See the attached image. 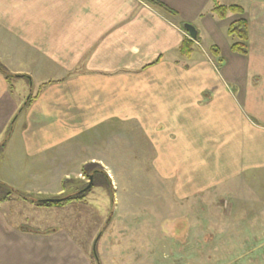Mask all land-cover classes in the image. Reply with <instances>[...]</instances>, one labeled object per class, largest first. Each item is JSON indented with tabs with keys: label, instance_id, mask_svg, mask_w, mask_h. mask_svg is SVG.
Masks as SVG:
<instances>
[{
	"label": "crops",
	"instance_id": "0c3cea01",
	"mask_svg": "<svg viewBox=\"0 0 264 264\" xmlns=\"http://www.w3.org/2000/svg\"><path fill=\"white\" fill-rule=\"evenodd\" d=\"M158 1L176 16L144 0H0V62L27 75L35 92L18 111L24 79L10 88L0 73V143L8 133L0 183L37 193L74 163L81 170L108 159L119 171L127 149L151 188L168 186L177 201L227 194L235 184L254 188L259 198L242 190L236 208L244 202L241 219L264 220V0H217L243 9L224 19L210 13L212 0ZM240 18L248 23L246 55L230 49L226 34ZM183 23L197 31L188 58L178 53ZM15 197L0 199V264H91L67 230L13 220L11 207L23 201Z\"/></svg>",
	"mask_w": 264,
	"mask_h": 264
},
{
	"label": "rangeland",
	"instance_id": "374dc122",
	"mask_svg": "<svg viewBox=\"0 0 264 264\" xmlns=\"http://www.w3.org/2000/svg\"><path fill=\"white\" fill-rule=\"evenodd\" d=\"M23 79L24 96L34 97V90L28 88L30 78ZM124 150L119 171L112 170L108 159L103 164L93 163L106 173L110 184L107 187L99 180L82 199L49 206L35 203L38 198L62 197L89 185L91 177H85L76 163L57 185L35 187L37 193L8 186L9 200L15 194L23 200L11 207L18 213L13 220L41 232L67 230L74 242L89 251L91 264H264V220L247 219V214L241 219L246 204L236 208L238 200L234 198L243 190L256 200L259 196L254 188L235 184L227 194L219 188L194 203L177 201L168 186L151 188L149 183L154 180L150 174L135 168L138 158H130ZM66 179L69 181L62 184ZM259 187L261 195L264 181Z\"/></svg>",
	"mask_w": 264,
	"mask_h": 264
},
{
	"label": "trees",
	"instance_id": "16d2710c",
	"mask_svg": "<svg viewBox=\"0 0 264 264\" xmlns=\"http://www.w3.org/2000/svg\"><path fill=\"white\" fill-rule=\"evenodd\" d=\"M154 8L158 9L161 13L165 14L166 16H176V12H174L172 9H170L168 6L163 4L162 2L158 0H144ZM210 13L216 17L217 19H224L228 14H242L243 9L239 4H230V5H220L217 0H212V7L210 9ZM226 34L228 38L230 39V49L235 52L242 55L247 54L248 49V23L247 20L244 18H240L238 20L233 21L230 23L226 29ZM191 39L189 36H185L182 40L179 48L178 53L183 58H188L189 55L192 52L193 42L196 40ZM208 54L212 57V60L216 67L219 69L220 66L223 63V59L220 56V52L218 47L211 46L208 50ZM0 73L4 76L5 80L8 83V86L12 88V79L14 78H26L29 79V77H26L24 75H14L10 73L7 68L0 62ZM44 84H42L43 87ZM34 100V97L28 96V98L24 101V104L19 108L18 111L23 110L27 106L30 105V103ZM8 133L6 134L5 138L0 143V149L5 145V142L7 140ZM98 167V166H97ZM96 164L89 163L84 166H82L81 171L82 174L87 177L88 179L92 177L90 185L85 184L81 188H78L73 193L66 194L62 197H56L61 199V201L57 202L56 204H63L69 201H73L75 199H82L86 193L91 189V187L98 186V181H102L103 185L107 186L110 184V180L107 177L106 173L102 171L101 168H97ZM69 179H66L63 181L62 184L67 183ZM89 186V187H88ZM88 187V188H87ZM7 186L5 184L0 183V199H7L10 192H8ZM63 189V188H62ZM25 198V195L22 194ZM43 198H38L35 203L37 206H49L54 203L51 202H45L41 200ZM34 202V201H33Z\"/></svg>",
	"mask_w": 264,
	"mask_h": 264
},
{
	"label": "water",
	"instance_id": "95a60500",
	"mask_svg": "<svg viewBox=\"0 0 264 264\" xmlns=\"http://www.w3.org/2000/svg\"><path fill=\"white\" fill-rule=\"evenodd\" d=\"M183 28L188 32L189 36L192 38V39H195L196 36H197V31L196 29L194 28V26L190 23H185L183 25ZM92 178V177H91ZM90 178V179H91ZM90 185V184H89ZM43 201H46V202H51V203H57L59 201H61V199L59 198H47V199H41Z\"/></svg>",
	"mask_w": 264,
	"mask_h": 264
}]
</instances>
